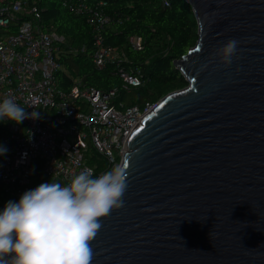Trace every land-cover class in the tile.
<instances>
[{
  "label": "water",
  "instance_id": "95a60500",
  "mask_svg": "<svg viewBox=\"0 0 264 264\" xmlns=\"http://www.w3.org/2000/svg\"><path fill=\"white\" fill-rule=\"evenodd\" d=\"M186 1L187 85L130 135L124 205L100 218L91 264H264V0Z\"/></svg>",
  "mask_w": 264,
  "mask_h": 264
},
{
  "label": "built area",
  "instance_id": "2783aa9c",
  "mask_svg": "<svg viewBox=\"0 0 264 264\" xmlns=\"http://www.w3.org/2000/svg\"><path fill=\"white\" fill-rule=\"evenodd\" d=\"M63 1L94 28L92 63L98 68L115 63V73L127 91L141 85L140 73L122 65L128 60L126 53L105 41L106 27L113 21L108 1ZM162 1L170 5V0ZM40 16L29 0H0V26L14 29L0 38V102L10 97L26 112L40 113L38 119L19 124L0 122V145L8 150L0 155V183L19 196L31 190L37 164L45 177L42 183L61 186H67L85 168L98 176L120 167L130 135L155 106H128L119 99L117 88L62 87L57 73L67 72L63 61L66 36L54 27L40 25ZM129 42L134 50L144 48L142 35H131ZM91 146L105 158V169L97 170V164L90 162ZM3 209L0 206V212Z\"/></svg>",
  "mask_w": 264,
  "mask_h": 264
},
{
  "label": "trees",
  "instance_id": "16d2710c",
  "mask_svg": "<svg viewBox=\"0 0 264 264\" xmlns=\"http://www.w3.org/2000/svg\"><path fill=\"white\" fill-rule=\"evenodd\" d=\"M106 1L113 21L106 27L105 41L126 53L128 60L122 65L139 72L143 83L127 91L115 73V63L103 68L92 63L90 56L95 49V31L85 16L74 13L63 0H29V6L38 7L40 25L54 27L66 36L63 61L67 72L57 73L59 84L65 88L74 84L102 90L117 88L120 100L142 109L147 104H156L168 93L184 88L187 80L174 61L182 58L199 38L197 19L188 2L170 0V5H165L162 0ZM28 17L32 18V15ZM13 31V28L0 26V38ZM137 34L145 41L144 48L139 51L129 42V37ZM89 160L97 164V170L106 168L105 158L93 146ZM44 179L41 165L37 164L31 189L42 184ZM20 197L11 187L0 183V206L5 207L8 201L18 202Z\"/></svg>",
  "mask_w": 264,
  "mask_h": 264
},
{
  "label": "clouds",
  "instance_id": "9594fccd",
  "mask_svg": "<svg viewBox=\"0 0 264 264\" xmlns=\"http://www.w3.org/2000/svg\"><path fill=\"white\" fill-rule=\"evenodd\" d=\"M237 46L231 39L219 49L225 64H231ZM39 116L10 97L0 102V122L19 124ZM7 151L0 145V155ZM126 189L119 166L98 176L85 168L67 186L45 182L18 202L8 201L0 212V264H91L90 242L101 228L100 218L123 207Z\"/></svg>",
  "mask_w": 264,
  "mask_h": 264
},
{
  "label": "rangeland",
  "instance_id": "374dc122",
  "mask_svg": "<svg viewBox=\"0 0 264 264\" xmlns=\"http://www.w3.org/2000/svg\"><path fill=\"white\" fill-rule=\"evenodd\" d=\"M115 154H117V151L115 150Z\"/></svg>",
  "mask_w": 264,
  "mask_h": 264
}]
</instances>
